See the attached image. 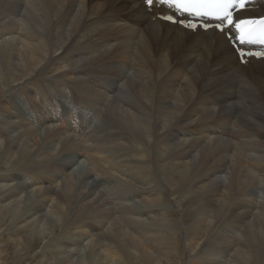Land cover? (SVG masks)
Segmentation results:
<instances>
[{
	"label": "bare ground",
	"instance_id": "1",
	"mask_svg": "<svg viewBox=\"0 0 264 264\" xmlns=\"http://www.w3.org/2000/svg\"><path fill=\"white\" fill-rule=\"evenodd\" d=\"M145 2L0 0V93L8 94L0 98V222L25 216L18 226L26 229L36 214L38 202L17 214V204L9 207L16 189L3 194L1 186L5 174L12 182L27 175L34 198L51 203L58 220L50 223L58 233L33 256L39 264H264V59L242 64L223 32L170 24L158 18L162 6ZM253 5L245 17L264 15V0ZM26 83L47 118L12 123L7 98ZM72 97L81 112L70 132L79 133L58 150L82 158L79 141L95 170L107 165L144 187L116 183L110 200L95 199L97 184L84 191L73 163L53 162ZM55 119L63 129L44 131L43 147L38 129ZM138 192L153 195L144 209L128 204ZM70 228L90 241L89 261L66 250L82 243L65 237ZM23 229L8 234L7 247L29 252L47 236L31 228L37 235L26 248Z\"/></svg>",
	"mask_w": 264,
	"mask_h": 264
},
{
	"label": "rangeland",
	"instance_id": "2",
	"mask_svg": "<svg viewBox=\"0 0 264 264\" xmlns=\"http://www.w3.org/2000/svg\"><path fill=\"white\" fill-rule=\"evenodd\" d=\"M32 86V84L31 83H26L23 87H21V88H17V90H16V92L15 93H13V94H11L8 98H7V100L9 101V103H10V106L8 105V107L7 108H5L4 110H6V111H4L5 112V115L6 116H10V118H9V120H10V122H12V123H17V121L19 120V119H21V120H23L24 118H27L29 121H31V120H34L35 119V121L37 120H39V119H41L42 120V118L43 119H46L47 118V116H46V113H44V109H43V107H42V104H43V100H40V98H38V96H34L35 94H34V92H33V88L31 87ZM0 87L2 88V84H1V82H0ZM32 88V89H31ZM24 89V91H23V95H22V97H24V95L27 97V96H29V97H27V99L25 100V98H22L21 96H20V94H18L19 92L21 93L22 92V90ZM4 92L5 91H3L2 93L3 94H1L0 93V98H4V97H2V96H7L8 94H4ZM23 102H22V101ZM62 100H63V98H62ZM15 101V102H14ZM75 101V99L72 97V98H69V100H68V103L69 104H67V107L66 108H64L63 109V111L64 112H66V115H68L69 116V126H67L68 127V129H69V131L68 132H66V133H64V134H60V137L59 138H57L56 139V141L54 140V141H52L53 143V147L51 148V149H55L54 151L53 150H50V151H52L51 153H52V159H53V162L54 161H56V160H59V159H63V160H65V161H67L68 163H73V167H72V169H74V171H75V175H76V183H77V186H79V185H82V184H84V191H87L88 189H89V187H91L92 185H94V184H97V189H96V191H95V194L93 195L94 196V198L95 199H98L99 197H102V198H104V199H108V200H110V198H111V194H110V192H115V190H113L112 189V186L113 185H120L119 187L121 188V187H127L126 189H129V186H130V189H134V187H136V186H142V187H144L141 183V185H139V183H137V182H134V181H132V183H131V180H130V178H128V177H126V176H124V175H119V173H117V171H115V170H112V169H110V168H108V167H106L107 165H105V168H103L104 166H102V168L104 169V170H95V168L92 166V164H90V162H88L87 160H85L84 159V157H83V155H86V150H85V146L83 147V145L84 144H82V143H80L79 141H76V145H81L82 147L80 148L81 149V156H82V158H79V159H77L76 158V155H77V153L78 152H76V151H78V150H75L74 151V149L73 150H63V151H60V150H58L59 149V147L62 145L60 142H62V140L63 139H66V138H75V134H78L79 132H74L73 130H71V132H70V129H71V123H73V121H75V119H74V116H76V114H78V115H80L79 114V111H80V109H81V106L80 105H77L76 103H73ZM63 102L65 103V101L63 100ZM34 103V104H33ZM63 103V104H64ZM31 104H33L34 106H36V107H38L40 110H35L34 112H33V110H31V108L32 107H30V105ZM60 108H62V107H60ZM72 108H74L75 109V112L74 111H72L71 112V109ZM43 110V111H42ZM39 111V112H38ZM83 111V110H82ZM37 112V113H36ZM81 112V111H80ZM36 113V114H35ZM45 115H44V114ZM71 114V115H70ZM18 115V116H17ZM20 115V116H19ZM22 115V116H21ZM85 115V114H84ZM37 117H39L38 119H37ZM12 120V121H11ZM100 120H102V119H100ZM100 120L98 121V123L100 122ZM19 122V121H18ZM51 122V124H49ZM50 122H48V123H46V125H43V126H41L39 129H38V135H37V140H38V143H40V145H43V147L44 146H46V144H48V139H46V142L45 141H42V140H45V135L47 136V134L45 133V132H51L52 130H56V131H62V129H63V126H64V124L62 123V119H55V120H53V121H50ZM103 122V121H102ZM49 124V125H48ZM103 124V123H102ZM102 124L101 123H99V125H97V126H100L101 125V128L103 129V131H105V128H106V130H108L107 129V126L109 127V125H107L105 128H103V126H102ZM53 125V129H51V126ZM48 126H50V127H48ZM56 127V128H55ZM62 127V128H61ZM50 128V129H49ZM100 128V129H101ZM47 129V130H46ZM40 130V131H39ZM51 130V131H50ZM45 131V132H44ZM114 131H115V129H114ZM83 132V131H82ZM42 134V135H41ZM44 134V135H43ZM95 135V133H91L90 132V134L87 136V137H89L90 139H93V138H95V139H98V140H101V138H106L107 137V135L105 134V132L104 133H101V134H99V136H94ZM45 137V138H43V137ZM41 141H42V143H41ZM58 144V145H57ZM59 144H61V145H59ZM89 144V143H88ZM93 144H94V142H93ZM71 151V152H70ZM74 151V152H73ZM80 151V150H79ZM83 151V152H82ZM54 152V153H53ZM55 153H56V155H55ZM59 153V154H58ZM72 153V154H71ZM80 153V152H79ZM84 153V154H83ZM70 154V155H69ZM91 157H93V156H91ZM77 159V160H76ZM84 160V161H83ZM122 163V162H121ZM121 165V164H120ZM122 165H124L123 163H122ZM4 170V168H2V169H0V173H3L2 171ZM102 174V175H101ZM1 175H3V174H1ZM6 175V174H5ZM4 175V177L3 178H5L6 179V181L5 182H3V185H1L2 186V188L4 189V191H3V194L5 193V191H6V193H8V192H10V191H14L15 189H16V194L14 195V196H16L15 197V201H12L11 203H10V205H9V207L10 206H12L11 204H17L16 206H17V209H15L16 211H17V214H19V213H22L23 214V212L25 211L26 212V209L28 208V207H33L34 205V203L35 202H38V203H36V205H37V207H36V214L35 215H33L32 216V218H28L29 219V221H26V223H29V224H27L26 225V227L28 228V230H26V229H23L22 227H20V226H18L19 224H20V222H21V219L23 218V217H25V216H15L13 219H11V220H4V221H2V222H0V224H2V225H0L1 226V228H0V233H1V237L0 238H2V240H3V242H0L1 243V245H0V248H2V249H4V247L6 248V249H4L5 250V254H4V258H5V260H6V262H5V264H39L38 262H36V260H32L33 259V256L34 255H36L37 253H38V251H40L45 245H47V242H48V240H50L53 236H55L57 233H58V230H56V231H54V228H52L51 229V227H50V223H56V221L58 222V220H57V217H56V215L53 213V211L51 210V208H50V206H51V203H50V206L48 207L47 205H45L44 203H41V202H39L38 201V199H35L34 197V187H33V189H32V193H31V187L29 188V185H28V182L27 181H29L28 179V177H27V175H21L20 173L19 174H17V175H21L22 176V178L20 179V180H14L15 182H12L13 180L11 179V180H8V179H10L12 176L11 175H7V176H5ZM20 176V177H21ZM96 177V178H95ZM28 178V179H27ZM27 179V180H26ZM64 179V177L62 176L60 179H58V182L59 183H61V181ZM79 179V180H78ZM8 180V181H7ZM118 180V181H117ZM119 180H120V182H119ZM126 180V181H125ZM81 181L83 182V183H81ZM128 181H129V183H128ZM6 182H8V183H6ZM6 185H5V184ZM14 183V184H13ZM81 183V184H80ZM99 183V184H98ZM116 183H118V184H116ZM135 185H134V184ZM8 184V185H7ZM24 184H26V185H24ZM92 184V185H91ZM132 184V185H131ZM12 185V186H11ZM21 185V186H20ZM23 185V186H22ZM96 186V185H95ZM132 186H134V187H132ZM156 186H158V185H155V187L154 188H162L160 185L158 186V187H156ZM10 189H9V188ZM18 188V189H17ZM22 188V189H21ZM28 188V189H27ZM86 188V189H85ZM115 188V187H114ZM116 189V188H115ZM20 191V192H19ZM26 191V192H25ZM30 192V193H29ZM96 192H98V193H96ZM31 196H30V195ZM113 194H115V193H113ZM18 195V196H17ZM146 194H142L141 195V193L140 192H138V196H137V198L136 197H133L132 199V201H130L128 204H134V205H136V206H140V208L142 207L143 208V205H144V199L143 198H151V197H153V195L152 196H149V197H147V195L145 196ZM13 196V195H12ZM144 196V197H143ZM18 198V199H17ZM145 198V199H146ZM13 200H14V198H12ZM17 199V200H16ZM143 199V200H142ZM37 200V201H36ZM136 200V201H135ZM20 201V202H19ZM34 201V202H33ZM138 201V202H137ZM33 202V203H32ZM32 205H31V204ZM14 204V205H15ZM39 204H41V205H39ZM130 204V205H131ZM49 205V204H48ZM15 207V206H14ZM20 207V208H19ZM164 206H160V207H157L156 209H160V208H163ZM144 209V208H143ZM34 210V211H35ZM38 210V211H37ZM30 213H28L27 215H26V217L29 215ZM21 217V218H20ZM142 217V219H144L145 218V215L144 216H141ZM15 219V220H14ZM148 219V221L149 222H154L153 220H152V218L149 220V218H147ZM146 219V220H147ZM13 220V221H12ZM56 220V221H55ZM16 221H20L19 223L18 222H16ZM52 221V222H51ZM10 223V224H9ZM12 223L14 224V225H12ZM21 223H25V222H21ZM36 224V225H35ZM6 225H8V226H6ZM18 227H17V226ZM11 226V227H10ZM3 227V228H2ZM29 227H31L32 229L33 228H37L38 230H41L42 231V233H47V236L46 237H42V236H40L39 235V237L38 238H33L34 236H36L37 234L35 233V232H33V231H31V232H29L30 230H31V228H29ZM40 227H41V229H40ZM50 227V228H49ZM10 228V229H9ZM56 228V227H55ZM4 230V231H2V230ZM9 229V230H8ZM17 229H23V234H22V238H23V241H22V246L24 247V246H26V248H28L27 246L30 244V242H31V240H32V238L33 239H35V241L36 242H38V244H35V242H34V245H33V247H32V250H30L29 252L28 251H24V250H22V251H20L19 252V250H17L16 248H15V245H14V243L13 244H11L12 242H10L9 243V246L7 247L6 246V244L5 243H7V245H8V242H4V240H6V237H8V234H11V235H13V233L15 232V231H18ZM45 230V231H44ZM27 231V232H26ZM3 232V233H2ZM30 234H29V233ZM68 234H67V236H65V237H77V238H79V237H81L79 240H81L80 242H82V243H80L79 245H75V246H69L70 247V249H66V250H69V254H71V253H74L73 255H74V261H78V262H81V261H89L88 260V249H89V240H84L83 239V237L84 236H82L81 234H79V233H76V231H74L73 229H68ZM32 233V234H31ZM35 233V234H34ZM74 234V235H73ZM79 234V235H78ZM32 237V238H31ZM42 238V239H41ZM40 239V240H39ZM30 240V241H29ZM65 240H69V238H67V239H65ZM89 241V242H88ZM84 243V244H83ZM13 246H14V248H13ZM8 248V249H7ZM15 249V250H14ZM14 250V251H13ZM34 250H35V252H34ZM72 250V251H71ZM13 251V252H12ZM99 251V252H98ZM14 252H16V253H18V254H16V253H14ZM27 252H28V257H26L27 256ZM97 252L99 253V255L101 254V250L100 249H97ZM20 253V254H19ZM33 253V255L31 256V254ZM14 255V256H13ZM17 255V256H16ZM62 255V256H61ZM61 255H57L56 256V258H62V257H64V256H66V254H61ZM16 256V257H15ZM27 259H26V258ZM19 258V259H18ZM31 258V259H30ZM183 258H184V255H183ZM9 259V260H8ZM16 259H17V261H16ZM25 259V260H24ZM29 259H30V261H29ZM21 262H20V261ZM10 261V262H9ZM95 263L96 262V260L95 261H90V263ZM100 263H102L103 264V262L102 261H100ZM88 264V263H87Z\"/></svg>",
	"mask_w": 264,
	"mask_h": 264
},
{
	"label": "snow or ice",
	"instance_id": "3",
	"mask_svg": "<svg viewBox=\"0 0 264 264\" xmlns=\"http://www.w3.org/2000/svg\"><path fill=\"white\" fill-rule=\"evenodd\" d=\"M154 0H146V3L151 6ZM159 3L164 6L166 5L169 9H174L177 13L184 15L185 13L188 16H209L215 15L216 19L222 20L224 23L216 24L215 28L219 29L221 32L225 30V27L234 26L237 33L240 32L242 25L254 24L257 21H252L248 19H234L233 13L230 9L239 6L240 9H244L246 6V0H159ZM163 19L168 21L176 22L173 16L168 15L164 16ZM184 27L190 29H197L198 25L189 21L185 23L183 20L179 21ZM259 24L264 25V19L258 21ZM205 29L209 28L208 24L202 25ZM264 31V29H262ZM241 44L245 43L243 36L238 37ZM261 44H264V39L260 40ZM240 56L243 62V57L245 55H254V53L248 52L245 53L242 49L240 50ZM258 55H264L260 53Z\"/></svg>",
	"mask_w": 264,
	"mask_h": 264
}]
</instances>
